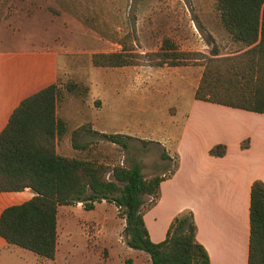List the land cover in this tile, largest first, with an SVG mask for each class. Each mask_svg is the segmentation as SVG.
<instances>
[{
  "label": "rangeland",
  "instance_id": "1",
  "mask_svg": "<svg viewBox=\"0 0 264 264\" xmlns=\"http://www.w3.org/2000/svg\"><path fill=\"white\" fill-rule=\"evenodd\" d=\"M165 40L175 45L171 53H178V60L166 56ZM43 49L56 58L58 111L68 125L58 144L60 154L110 168L138 162L144 176L154 171L170 176L177 156L167 161L158 144H144L143 139L176 128V111L192 101L184 79L191 71L225 72L244 47L223 26L216 0H0L4 60L9 65L24 62ZM114 52L133 64L94 66L93 54ZM172 61L180 65L172 66ZM186 110L176 116V132ZM84 126L87 131L79 140L85 147L76 150L72 134ZM96 129L124 135L120 140L128 148ZM153 202L146 196L145 209ZM58 223L59 246L71 251L68 264H149L150 257L127 245L126 221L114 203H97L91 211L82 203L62 206ZM11 249L22 259L3 253L0 264H51L26 249Z\"/></svg>",
  "mask_w": 264,
  "mask_h": 264
},
{
  "label": "trees",
  "instance_id": "2",
  "mask_svg": "<svg viewBox=\"0 0 264 264\" xmlns=\"http://www.w3.org/2000/svg\"><path fill=\"white\" fill-rule=\"evenodd\" d=\"M216 1L223 26L233 42L244 49L225 72L214 74L206 69L195 98L264 114V0ZM163 48L168 51L166 56L178 60V53H171L176 50L175 45L165 40ZM92 62L96 67L133 64L121 52L95 53ZM172 62V66L180 65L178 61ZM59 95L56 82L25 97L0 133V192L30 189L34 194L30 200L2 211L0 236L8 245L54 260L60 207L82 203L91 211L97 203L107 201L120 209L126 221L127 245L146 253L151 264H210L206 249L197 240L198 228L191 211L173 220L164 241L154 243L150 238L144 219L145 197H153L155 202L151 206L155 205L160 184L175 170L170 176L146 180L138 162L131 167L110 168L97 161L60 154L58 144L67 136L68 125L58 115ZM85 129L81 127L72 134L76 150L85 147L79 140ZM102 136L128 148L120 140L124 138L122 134ZM247 147L248 140L242 143V148ZM226 152L223 144L210 150L215 157H223ZM162 156L170 159L165 153ZM248 264H264V182L260 180L251 187Z\"/></svg>",
  "mask_w": 264,
  "mask_h": 264
},
{
  "label": "crops",
  "instance_id": "3",
  "mask_svg": "<svg viewBox=\"0 0 264 264\" xmlns=\"http://www.w3.org/2000/svg\"><path fill=\"white\" fill-rule=\"evenodd\" d=\"M27 57V61L9 65L0 55V133L25 97L57 82L53 54L43 49ZM191 74L184 79L191 87L192 101L178 108L172 121L178 128L176 116L187 107L181 129L143 139L158 144L170 157L167 161L172 160L173 154L178 158L174 174L160 184L158 201L145 209V223L151 240L160 243L173 220L191 211L198 228L197 240L206 249L210 264H248L251 187L256 180L264 182V114L197 100L195 93L203 71L198 68ZM246 140L248 147L242 148ZM220 144L227 147L225 156H212L210 150ZM165 173L154 171L144 177L150 180ZM33 196L30 189L0 192V215L7 207L22 204ZM12 246L0 236V255L7 253L22 259V254L13 252ZM68 249L61 250L58 243L54 260L39 256L36 260L68 264Z\"/></svg>",
  "mask_w": 264,
  "mask_h": 264
}]
</instances>
